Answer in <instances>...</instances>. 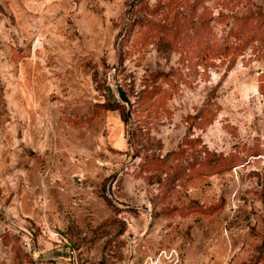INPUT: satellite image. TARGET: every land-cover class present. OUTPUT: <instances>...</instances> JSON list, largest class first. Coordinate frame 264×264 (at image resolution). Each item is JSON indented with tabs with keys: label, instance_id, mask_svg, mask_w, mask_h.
<instances>
[{
	"label": "rangeland",
	"instance_id": "374dc122",
	"mask_svg": "<svg viewBox=\"0 0 264 264\" xmlns=\"http://www.w3.org/2000/svg\"><path fill=\"white\" fill-rule=\"evenodd\" d=\"M0 264H264V0H0Z\"/></svg>",
	"mask_w": 264,
	"mask_h": 264
}]
</instances>
